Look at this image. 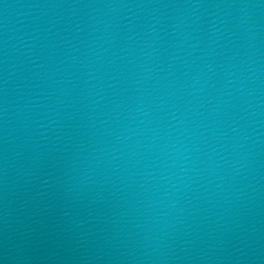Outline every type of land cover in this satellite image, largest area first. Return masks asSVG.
I'll return each mask as SVG.
<instances>
[{
    "label": "water",
    "instance_id": "obj_1",
    "mask_svg": "<svg viewBox=\"0 0 264 264\" xmlns=\"http://www.w3.org/2000/svg\"><path fill=\"white\" fill-rule=\"evenodd\" d=\"M0 264H264V0H0Z\"/></svg>",
    "mask_w": 264,
    "mask_h": 264
}]
</instances>
